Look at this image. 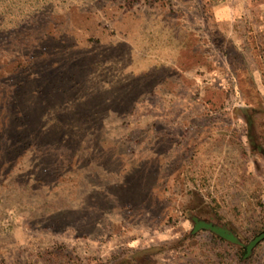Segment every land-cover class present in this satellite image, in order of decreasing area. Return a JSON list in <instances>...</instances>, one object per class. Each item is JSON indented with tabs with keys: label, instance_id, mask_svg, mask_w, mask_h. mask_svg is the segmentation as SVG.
Masks as SVG:
<instances>
[{
	"label": "rangeland",
	"instance_id": "1",
	"mask_svg": "<svg viewBox=\"0 0 264 264\" xmlns=\"http://www.w3.org/2000/svg\"><path fill=\"white\" fill-rule=\"evenodd\" d=\"M129 3L0 0V264H264V0Z\"/></svg>",
	"mask_w": 264,
	"mask_h": 264
},
{
	"label": "trees",
	"instance_id": "2",
	"mask_svg": "<svg viewBox=\"0 0 264 264\" xmlns=\"http://www.w3.org/2000/svg\"><path fill=\"white\" fill-rule=\"evenodd\" d=\"M129 1H130V3H129ZM141 0H126V3H129V5H132L133 3H136V2H140ZM147 1V0H146ZM199 223V222H198ZM200 225H203V223L201 222V223H199ZM203 226H205V225H203ZM214 230V229H213ZM226 238H229V239H231V240H233V237L232 236H230V235H226L225 236Z\"/></svg>",
	"mask_w": 264,
	"mask_h": 264
}]
</instances>
